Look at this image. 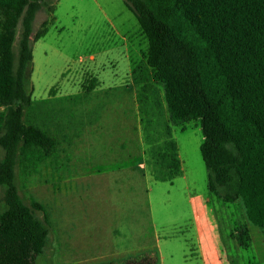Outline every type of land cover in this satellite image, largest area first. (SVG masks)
Segmentation results:
<instances>
[{
	"label": "trees",
	"instance_id": "16d2710c",
	"mask_svg": "<svg viewBox=\"0 0 264 264\" xmlns=\"http://www.w3.org/2000/svg\"><path fill=\"white\" fill-rule=\"evenodd\" d=\"M47 0H0V264H36L49 230L46 208L27 205L17 186V163L31 152L45 160L57 141L24 121L32 103L33 45L48 20L33 24ZM148 41L132 71L135 84L162 85L173 126L197 122L208 187L229 203L244 204L264 233V0H125ZM55 8V7H54ZM51 9V13L54 12ZM21 26L18 60L15 53ZM98 80L86 87H97ZM103 264H161L148 249Z\"/></svg>",
	"mask_w": 264,
	"mask_h": 264
},
{
	"label": "rangeland",
	"instance_id": "374dc122",
	"mask_svg": "<svg viewBox=\"0 0 264 264\" xmlns=\"http://www.w3.org/2000/svg\"><path fill=\"white\" fill-rule=\"evenodd\" d=\"M46 20L48 33L33 45L34 90L24 121L55 138L57 147L45 160H39V151L37 156L21 154L16 180L22 200L27 205L41 203L48 215L47 222L36 212L49 230L36 264L120 260L126 258L120 253L125 248L149 244L153 238L152 209L142 174L134 168L140 159V116L126 87L131 86V62L124 45L129 43L130 53L139 51L133 60L138 63L148 41L125 0H47L33 24L34 34ZM20 37L21 26L14 48L17 60ZM95 77L97 87L88 92ZM146 126L143 115L144 137ZM185 126L196 130L202 144L198 123ZM174 127L194 160L188 134L180 132L183 126ZM200 151L196 149L200 172L195 171V184L204 191L208 171ZM4 158L0 146V163ZM5 191L0 186V215L7 210ZM160 220L168 224L170 215L161 212Z\"/></svg>",
	"mask_w": 264,
	"mask_h": 264
},
{
	"label": "crops",
	"instance_id": "0c3cea01",
	"mask_svg": "<svg viewBox=\"0 0 264 264\" xmlns=\"http://www.w3.org/2000/svg\"><path fill=\"white\" fill-rule=\"evenodd\" d=\"M124 45L131 62L128 78L131 86L126 87L129 94L132 91L134 110L140 116L137 123L140 159L134 168L142 174L152 209L153 238L149 244L142 242L120 253L128 256L146 248L158 249L161 264H264L263 231L249 219L243 203L226 202L218 193L211 192L208 178L206 189H197L195 171L200 172V164L196 149L200 151L202 144L196 130L191 132L187 126L180 129L182 134H188L186 138L195 151L193 160L189 145L184 148L176 134L162 85L134 83L132 71L137 62L133 60L139 57V51L134 48L130 53L129 43ZM141 61L143 58L138 63ZM143 115L147 121L145 137ZM161 212L170 215L168 224L160 220Z\"/></svg>",
	"mask_w": 264,
	"mask_h": 264
}]
</instances>
